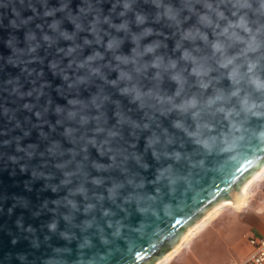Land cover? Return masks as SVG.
Returning <instances> with one entry per match:
<instances>
[{
	"label": "water",
	"instance_id": "1",
	"mask_svg": "<svg viewBox=\"0 0 264 264\" xmlns=\"http://www.w3.org/2000/svg\"><path fill=\"white\" fill-rule=\"evenodd\" d=\"M204 3L230 20L247 15L261 44L249 57L264 77V0L239 10L234 0H193L192 12L186 0H0V264H156L213 207L240 198L264 167V92L242 82L224 104L229 118L206 106L233 85L210 45L181 39L192 28L216 38L198 23ZM152 44L136 65L115 59ZM185 48L214 69L209 88L190 75ZM157 56L183 70L179 96L170 73L151 66ZM133 86L143 103L122 91ZM246 95L260 115L242 111ZM191 96L196 118L156 99Z\"/></svg>",
	"mask_w": 264,
	"mask_h": 264
},
{
	"label": "clouds",
	"instance_id": "2",
	"mask_svg": "<svg viewBox=\"0 0 264 264\" xmlns=\"http://www.w3.org/2000/svg\"><path fill=\"white\" fill-rule=\"evenodd\" d=\"M195 2L199 3L200 0H195ZM185 7L190 12L194 11L193 0H186ZM204 7L208 9V12L198 14V23L205 28H211L216 38L209 41L207 33L202 32L199 28H192L185 31L182 34L181 39L188 40L190 42H194L199 39L205 44L210 45L213 57L216 58L218 68L227 70V79L233 85V90L226 95L224 90L217 89L215 90V94L210 96L205 103L208 108L220 105L216 110L224 113L225 118H229L232 116L234 110L226 109L224 104H226L232 97H240L241 88L239 86L242 82H246L256 91L264 92V77H261L258 74V61L249 57L250 53H256L259 50L261 44L257 41L256 35L253 33V29L249 26L246 14L237 16V13L233 12V16H237V18L235 20H230L224 15L223 11H221L219 7L214 8L210 3H204ZM233 7L239 10L243 8H250L251 5L248 3V0H234ZM261 8L264 9V3L261 4ZM167 15L169 19L177 21V13L172 9H168ZM213 15L215 16V19H213ZM221 20H227V23L223 27H221L219 23ZM178 22L179 21H177V23ZM120 29H126V25H120L118 30ZM216 29H219V31H216ZM93 31H95V28H93ZM135 39L137 38L134 37V40ZM119 43L120 42L118 40L113 38L108 41L106 47L108 50L115 52V50L119 47ZM237 45L242 46L240 51L236 54H229V49ZM157 47L158 45L152 44L146 46L143 51L133 49L132 56L116 55L115 59L118 61V64L136 65L140 57L149 53H155ZM177 47L179 48L180 45L178 44ZM96 58H102L100 53H96V55L94 57H90L89 60ZM181 58L186 63H190L192 65L190 75L196 78L197 85L201 89L209 88L213 80L210 74L214 69L208 65L206 59L194 55L193 50H189L187 48L183 50ZM238 61L242 62L238 63ZM151 66L157 69L163 68L164 71L170 73V78L178 85L176 95L179 96L184 90L187 78L185 77L183 70H177V62L175 60H169L167 64H164L162 57L157 56L153 60ZM242 68H245V71H242ZM93 71L96 72L98 70L93 69ZM136 71H140V69L137 67ZM119 75L121 80H132V75L122 69L120 70ZM157 75L159 76V73H157ZM122 91L124 93H133L134 99L143 103L145 94L140 92L134 86L131 88L125 87ZM156 99L159 103L171 104L174 109L181 113L192 112L194 118L200 115L201 102L196 96L183 99L179 104L174 103L173 98L170 97L166 99L163 97H156ZM71 103L76 102L72 101ZM240 105L242 111L244 112H253V110L258 107V105L254 101L250 100L247 95L240 99ZM253 114L260 115L261 113L253 112ZM69 115L75 116V113H69ZM176 126L181 127L182 125L177 122ZM190 135H198V133H190ZM262 135H264V133H262ZM152 142L153 141H150V143ZM197 142L203 144L205 147H209L207 140H198Z\"/></svg>",
	"mask_w": 264,
	"mask_h": 264
},
{
	"label": "crops",
	"instance_id": "3",
	"mask_svg": "<svg viewBox=\"0 0 264 264\" xmlns=\"http://www.w3.org/2000/svg\"><path fill=\"white\" fill-rule=\"evenodd\" d=\"M263 170V169H262ZM242 203L225 205L182 238L158 264H241L252 252L250 239L264 237V170ZM262 172V173H261Z\"/></svg>",
	"mask_w": 264,
	"mask_h": 264
},
{
	"label": "built area",
	"instance_id": "4",
	"mask_svg": "<svg viewBox=\"0 0 264 264\" xmlns=\"http://www.w3.org/2000/svg\"><path fill=\"white\" fill-rule=\"evenodd\" d=\"M252 252L241 264H264V237L254 236L250 239Z\"/></svg>",
	"mask_w": 264,
	"mask_h": 264
},
{
	"label": "rangeland",
	"instance_id": "5",
	"mask_svg": "<svg viewBox=\"0 0 264 264\" xmlns=\"http://www.w3.org/2000/svg\"><path fill=\"white\" fill-rule=\"evenodd\" d=\"M263 170H264V168H263ZM263 170H262V172H263ZM261 171V170H260ZM261 172V173H262ZM260 172H258L256 175H258ZM255 175V176H256ZM254 176V177H255ZM252 178V179H255V178ZM252 179L246 184V185H248L247 186V189H248V187H249V184H252V182L254 181H252ZM245 185V186H246ZM240 204V203H239ZM222 205V203L221 204H219V205H217L215 208H213L212 210H210V212H208L207 214H205L200 220H198L195 224H193L192 226H190V228L187 230V232H186V234H185V236H184V238H187V237H189L194 231H195V229L203 222V221H205L208 217H210L212 214H214L218 209H220L221 207H223V206H225V205H223V206H221ZM226 205H229V204H226ZM232 205H238V204H232ZM170 254V253H169ZM169 254H167V256L169 255ZM166 256V257H167ZM165 257V258H166ZM160 262V261H159ZM158 262V263H159ZM158 263H156V264H158Z\"/></svg>",
	"mask_w": 264,
	"mask_h": 264
},
{
	"label": "bare ground",
	"instance_id": "6",
	"mask_svg": "<svg viewBox=\"0 0 264 264\" xmlns=\"http://www.w3.org/2000/svg\"><path fill=\"white\" fill-rule=\"evenodd\" d=\"M263 168H264V167H263ZM263 168H262V169H263ZM262 169H261V170H262ZM259 172H260V171H259ZM256 176H257V175H256ZM256 176H255V177H256ZM255 177H254V178H255ZM251 179H252V178H251ZM251 179H250V180H251ZM250 180H249V181H250ZM253 180H254V179H252V181H253ZM249 181H248V182H249ZM248 182H247V183H248ZM247 183H246V184H247ZM246 184H245V185H246ZM245 185H244V187L242 188V193H241L242 195L240 196V198H239L237 201H235V202H234V201H229V200H228V201H224V202H221V203H222L221 206L226 205V204L232 205V204H239V203H242L243 200H244V196H245V194H246V192H247V186H248V185H246V186H245ZM249 185H250V184H249ZM221 203H219V204H221ZM219 204H218V205H219ZM216 206H217V205H216ZM216 206H215V207H216ZM215 207H213V208H215ZM213 208H212V209H213ZM212 209H211V210H212ZM209 212H210V211H209ZM207 213H208V212H207ZM166 256H167V255H166ZM166 256H165V257H166ZM165 257H164V258H165Z\"/></svg>",
	"mask_w": 264,
	"mask_h": 264
}]
</instances>
